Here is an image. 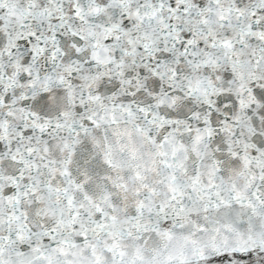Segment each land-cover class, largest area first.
<instances>
[{
    "label": "snow or ice",
    "instance_id": "6c2138e0",
    "mask_svg": "<svg viewBox=\"0 0 264 264\" xmlns=\"http://www.w3.org/2000/svg\"><path fill=\"white\" fill-rule=\"evenodd\" d=\"M0 264H264V0H0Z\"/></svg>",
    "mask_w": 264,
    "mask_h": 264
}]
</instances>
